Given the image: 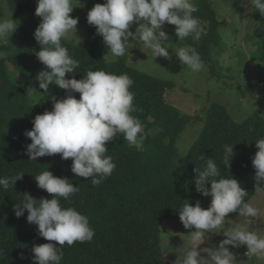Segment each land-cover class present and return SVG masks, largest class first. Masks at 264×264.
I'll return each instance as SVG.
<instances>
[{
	"label": "trees",
	"instance_id": "trees-1",
	"mask_svg": "<svg viewBox=\"0 0 264 264\" xmlns=\"http://www.w3.org/2000/svg\"><path fill=\"white\" fill-rule=\"evenodd\" d=\"M6 1L11 11L21 17L14 40L0 42V51L7 53L0 59V138L11 146L20 138V144L16 156L0 152V178L23 176L8 190L0 187V264H33L32 247L49 243L38 235L37 225L27 222L26 210L19 218L13 211L25 192L36 199L52 198L53 194L39 189L34 180L42 171L49 170L79 187L70 200L61 198L60 203L86 215L95 232L91 241L65 244L61 264H167L162 250L161 222L179 219V208L184 203L195 206L197 201L201 203L210 197L196 191L194 168L204 163L199 159L201 155L215 160L221 177H232L240 183L248 192L245 202L255 193L252 157L258 151L255 141L264 138V118L254 112L236 122L223 104L212 103L205 112L200 133L187 153L177 158V138L193 117L183 115L166 101L174 83L127 65L123 56L106 61L104 54L109 49L93 25L77 43L61 41L69 55L79 61L76 73L66 74L65 78L80 80L90 69L127 74L133 81L130 91L135 94L133 104L137 109L131 115L141 121L146 133L142 149L130 147L119 134L107 142L105 155L113 158L116 167L110 177L96 186L91 178L86 180L71 172V158L64 160L60 154H54L30 160L26 145L31 140L24 133L33 128L36 115L53 110L47 97L34 103L30 93L39 87L36 77L45 69L36 56L40 46L34 38L41 18L35 15L37 0ZM195 4L198 11L193 16L205 27V32L199 39L190 35L178 40L175 26L169 25L168 40L177 49L185 45L195 48L202 62L216 74L210 46L220 43L219 23L209 0H198ZM252 15L257 27L250 38L256 46L251 58L264 73V15L253 7ZM7 63H12L20 73L18 82L7 72ZM59 90L67 96L66 90ZM72 94L79 99V93ZM225 144L232 145L234 152L227 168L223 163Z\"/></svg>",
	"mask_w": 264,
	"mask_h": 264
},
{
	"label": "clouds",
	"instance_id": "clouds-1",
	"mask_svg": "<svg viewBox=\"0 0 264 264\" xmlns=\"http://www.w3.org/2000/svg\"><path fill=\"white\" fill-rule=\"evenodd\" d=\"M249 3L264 15V0H249ZM73 9V0H37L35 15L41 22L34 32L40 46L36 56L45 69L38 73L36 80L45 93L50 84H55L68 94L55 101L52 111L35 116L33 128L24 133L31 140L26 145V154L33 161L54 154H60L64 160L71 158V172L86 180L91 178L92 185L96 186L110 177L116 167L113 158L105 155L106 143L119 134L130 147L140 150L146 133L141 121L131 115L137 109L133 104L135 94L130 91L133 81L127 74L90 69L80 80L65 78L79 68V61L70 56L61 43L70 34L76 36L78 18L70 16ZM197 11L193 0H106L104 4H95L87 13V22L96 27V33L102 36L114 58L140 45L151 50L154 57L169 58V51L163 46L169 36L163 26L165 23L174 25L178 40L190 35L199 39L202 29L198 18L193 16ZM134 24L137 27L133 32L130 29ZM16 29L17 24L11 17L0 20V40ZM6 55L0 51V59ZM175 56L191 72L204 68L199 53L189 45L179 47ZM72 93H79V99ZM255 146L258 151L252 157L254 192L264 197V138L257 139ZM223 149V163L227 168L234 155L233 146L225 144ZM199 159L204 163L194 168L196 191L210 196L211 202L207 209H203L199 201L195 206L186 202L179 208L183 227L195 230L190 233L191 246L175 264H238L229 245H246L248 258L264 260V235L253 229L261 219L260 209L245 202L248 192L236 179L221 177L214 159L204 155ZM22 176L0 178V187L8 190ZM34 180L39 189L53 194L52 198L36 199L25 192L13 211L19 218L26 210L27 222L37 225L38 235L49 241L32 247L33 264H61L65 244L72 246L76 242L91 241L95 232L86 215L60 203L61 198L67 201L79 192L78 186L67 178L54 176L49 170L42 171ZM229 213H238L242 223L226 227L225 217ZM205 233H218L225 238L217 246L200 248L206 241Z\"/></svg>",
	"mask_w": 264,
	"mask_h": 264
},
{
	"label": "rangeland",
	"instance_id": "rangeland-1",
	"mask_svg": "<svg viewBox=\"0 0 264 264\" xmlns=\"http://www.w3.org/2000/svg\"><path fill=\"white\" fill-rule=\"evenodd\" d=\"M209 1L219 23L218 41L220 43L210 46V54L217 70L216 74L211 73L204 62L203 70L191 72L187 66L175 58L177 45L168 39L163 42V46L169 51V58L154 57L151 50L143 45L129 49V52L123 56L127 65L158 78L171 80L174 87L168 92L166 101L177 107L183 115L193 117L177 138V158L187 153L200 133L205 121V112L212 103L223 104L236 122L243 121L254 112H258L264 118V73L251 58L256 46L250 38L257 27V22L252 15L249 0ZM105 2L106 0H73L74 9L70 16L78 18L77 37L75 34H70L67 39L62 40L77 43L91 26L87 22V13L95 4H104ZM197 2L198 0H193V3ZM10 17L16 22L17 29H19L21 15L13 13L6 0H0V20ZM136 27L137 25L134 24L133 32ZM200 27L201 33L205 32V27L202 24ZM163 30L167 32L169 24L165 23ZM15 32L0 42L13 41ZM105 59L112 62L118 60L119 57H112L108 50ZM6 66L7 72L18 82L21 76L17 68L12 63H7ZM30 93L34 103L47 97L51 107L54 106L56 100L66 98L55 84L49 85L47 93L39 87L31 89ZM14 143L11 146L9 142L0 138V152H9L16 156L20 138ZM210 202L211 197L206 198L200 203V206L207 209ZM247 202L260 209L261 219L256 222L253 229L264 235V197H259L254 193ZM225 220L227 221L226 227L234 223H242V218L238 213L228 214ZM160 228L164 258L167 264H175L177 259L183 257L185 249L191 246L190 233L195 229H185L177 218L163 220ZM205 237L206 241L200 245V248L217 246L225 238L218 233H205ZM227 247L236 256L238 264H264V260H258L256 257L248 258L245 255L246 245L240 247L229 245Z\"/></svg>",
	"mask_w": 264,
	"mask_h": 264
},
{
	"label": "water",
	"instance_id": "water-1",
	"mask_svg": "<svg viewBox=\"0 0 264 264\" xmlns=\"http://www.w3.org/2000/svg\"><path fill=\"white\" fill-rule=\"evenodd\" d=\"M244 104H245V100H244Z\"/></svg>",
	"mask_w": 264,
	"mask_h": 264
}]
</instances>
